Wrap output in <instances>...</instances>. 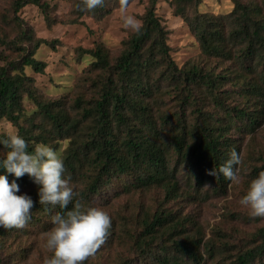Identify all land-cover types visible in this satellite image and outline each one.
Listing matches in <instances>:
<instances>
[{"label": "trees", "instance_id": "1", "mask_svg": "<svg viewBox=\"0 0 264 264\" xmlns=\"http://www.w3.org/2000/svg\"><path fill=\"white\" fill-rule=\"evenodd\" d=\"M89 10L75 0L76 24ZM132 0H115L126 6ZM151 0L140 30L128 31L116 53L96 43L84 53L89 64L71 88L43 93L32 75L46 64L36 58L46 40L22 24L17 12L28 4L56 22L44 0H0V122H8L28 143H45L63 159L74 195L67 208L39 203L38 185L27 174L16 179L19 192L33 200L23 228L0 227V264H45L51 217L75 203L100 207L111 218L104 243L83 264H264V223L245 222L231 210L206 233L201 209L228 199L234 182L218 168L235 148L239 181L264 171V0H231L224 14L204 12L201 0H168L173 16L193 34L198 56L178 64L168 30ZM52 46V44H50ZM9 135L0 134V140ZM34 142V143H33ZM8 149L0 144V159ZM207 186V187H205ZM251 217V216H250ZM254 218V217H253ZM257 223L264 218H256ZM237 230V231H236Z\"/></svg>", "mask_w": 264, "mask_h": 264}, {"label": "rangeland", "instance_id": "2", "mask_svg": "<svg viewBox=\"0 0 264 264\" xmlns=\"http://www.w3.org/2000/svg\"><path fill=\"white\" fill-rule=\"evenodd\" d=\"M52 8V16L56 22L48 26L44 14L36 6L28 4L20 8L17 16L22 19L23 25H28L34 35L46 40L47 45H42L36 53V58L46 64L43 74L32 75L35 84L43 93L49 96H57L71 88L75 77L92 60L85 50L92 49L96 43L104 44L111 52L116 53L120 48L121 41L128 35L131 28L124 27L123 18L132 16L140 22V16L151 0H132L126 6H119L115 0H105L104 7L107 11L98 17L96 14L85 13L78 17L76 24H68L67 19L76 16L73 3L75 0H44ZM200 9L204 12L224 14L232 9L231 0H201ZM8 10V3L0 2V13ZM155 13L168 30V43L171 47V55L178 64H183L189 59L198 56L196 40L187 25L172 14V8L168 0L155 1ZM52 44V46H50ZM10 52L0 46V52ZM3 61L0 60V66ZM0 134H16V130L6 121L0 122ZM262 142V156L264 157V133L258 138ZM244 183H234L228 199L217 206L204 207L201 209L200 218L206 229V233L214 225L223 221V214L236 210L243 213L245 222H237L238 225L231 228L226 227V222L221 224L223 229H237L247 234L249 228L264 223V220L257 223L259 217H250L248 210L239 204L241 189L244 190ZM236 230V231H237Z\"/></svg>", "mask_w": 264, "mask_h": 264}, {"label": "clouds", "instance_id": "3", "mask_svg": "<svg viewBox=\"0 0 264 264\" xmlns=\"http://www.w3.org/2000/svg\"><path fill=\"white\" fill-rule=\"evenodd\" d=\"M103 3V0H84V6L91 10ZM124 27L139 32L140 22L132 16L123 18ZM34 143V142H33ZM8 151L0 159V169L20 178L25 174L38 185L39 203L59 205L67 208L74 195L70 186L71 176H65L61 155L45 143H34L31 152L29 143L19 134H11L0 140ZM241 163L240 155L233 148L229 158L219 166L218 173L231 182L239 183L234 165ZM207 187V186H205ZM19 185L16 179L8 181L0 174V227L23 228L33 208V200L26 194L16 195ZM239 204L248 210L252 217L264 218V171L249 182L246 193ZM53 227L46 233L45 247L51 253L45 264H83L104 243L111 226L109 214L100 207L83 208L75 203L71 210L63 215L57 213L51 217Z\"/></svg>", "mask_w": 264, "mask_h": 264}]
</instances>
